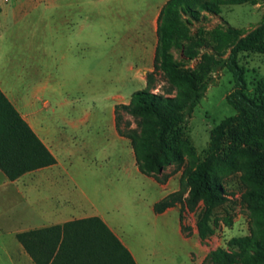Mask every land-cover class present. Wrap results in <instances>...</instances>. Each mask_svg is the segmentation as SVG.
Segmentation results:
<instances>
[{
    "label": "rangeland",
    "instance_id": "obj_1",
    "mask_svg": "<svg viewBox=\"0 0 264 264\" xmlns=\"http://www.w3.org/2000/svg\"><path fill=\"white\" fill-rule=\"evenodd\" d=\"M18 1L0 0V89L26 104L27 113L49 122L55 137L72 139L70 167L78 170V187L68 186L65 193L72 198L73 212L112 220L139 264H201L216 248L230 250V239L248 236L250 212L242 200L240 172L223 177L228 201L214 211L213 234L204 241L195 228L201 204L195 213H184V226L193 229L188 242L179 232L178 207L165 218L152 211L167 193L179 189L183 170L204 159L213 128L235 114L225 101L233 87L227 69L210 75L204 97L181 127L180 169L173 173L174 163L165 168L163 188L133 165L129 142L114 136V105L128 104L134 92L145 88L142 78L153 69L157 38L151 19L165 0H39L34 13L14 23L12 8ZM263 16L264 4L227 6L219 16L202 13L191 30L225 23L250 30ZM173 54L181 58L179 51ZM239 65L246 71L247 92L253 94L264 80V55L241 54ZM195 66L196 61L186 64ZM157 79L154 93L169 89L163 76ZM1 202L0 212L11 220L2 224L0 216V264H6L3 246H19L12 232L24 227L19 212L24 206L31 212L34 206L32 197L23 201L15 193L8 205Z\"/></svg>",
    "mask_w": 264,
    "mask_h": 264
},
{
    "label": "trees",
    "instance_id": "obj_2",
    "mask_svg": "<svg viewBox=\"0 0 264 264\" xmlns=\"http://www.w3.org/2000/svg\"><path fill=\"white\" fill-rule=\"evenodd\" d=\"M245 4L256 6L264 0H167L156 21L153 69L145 74V88L134 92L128 104L114 107L116 133L129 141L138 171L163 185L168 178L163 175L165 168L174 163L173 173L180 169L179 132L204 97L210 75L222 69L232 74L233 87L225 101L235 114L213 128L204 159L183 170L179 189L152 207L154 214L178 207L181 232L188 237L192 228L184 226V213H195L201 204L195 228L204 241L213 234L214 211L228 201L223 177L241 173L242 200L250 212L249 234L230 239V250L210 251L201 264H264V80L249 94L246 71L239 65L241 54L264 55V16L250 30L227 23L211 30H191L202 13L219 16L223 7ZM173 51H179L181 58L176 59ZM193 61L196 66L187 68ZM159 75L169 89L154 93ZM55 162L0 90L2 174L13 182ZM16 240L34 264H136L97 217L19 233Z\"/></svg>",
    "mask_w": 264,
    "mask_h": 264
},
{
    "label": "crops",
    "instance_id": "obj_3",
    "mask_svg": "<svg viewBox=\"0 0 264 264\" xmlns=\"http://www.w3.org/2000/svg\"><path fill=\"white\" fill-rule=\"evenodd\" d=\"M166 1L167 0H165L164 3L158 7L156 13L151 19V22L153 20L156 24L159 12ZM39 3V0H19L17 4L12 8L13 22L18 23L20 21L26 20L28 16H30L32 13H34V11L37 10ZM16 17L18 18L16 19ZM142 81L145 85L144 78H142ZM1 91L12 103L15 109L19 112L21 117L28 123L32 131L44 144V146L48 149V151L51 153V155L56 161L55 164L52 166H48L26 173L13 182L9 181L4 176V174V177L1 176L0 200L2 201V204L8 205L9 203H11L12 195L14 193L20 196L23 201H26L29 196L33 199L34 209L31 212L28 211V208L26 206H24L19 212V217L23 221L24 227H21V229H19L18 231L12 232V234L14 235V239L16 240V235L19 233L28 232L31 230L50 228L53 226H62L68 222L97 217L106 225V227L119 239L123 246L129 251L136 264H139L126 240L116 230V227L114 226L112 220L106 219L102 215L76 214L74 213L75 211L73 212L74 206L70 202L72 198L67 197L65 193L68 186H72L75 188L78 187L77 181L74 178V174H77L78 170L73 171L70 167L73 151L72 139L61 136L55 137L52 134L49 122L43 123L37 116L27 113L25 111L27 106L26 104H24L21 100H17L13 97H10L9 94L7 95V93L3 90ZM114 107L112 124L114 136H116L118 140L128 141L127 139L118 136V134L116 133L114 127ZM68 124L71 127L75 126V123L73 122H69ZM129 155L133 165L136 167V162L132 149L129 152ZM154 182L157 183L156 181ZM157 185L161 186L162 188L164 186L159 183H157ZM175 191L176 188L172 192ZM172 192H169L166 195ZM68 206L72 209V211L71 209L67 208ZM174 212H176L175 208H170L162 214L155 215L158 217L165 218L169 214ZM0 216L2 217V224H8L11 221L10 218H8L7 215L3 214L2 212H0ZM178 228L183 240L187 242L190 241V238L184 236L181 232L180 220H178ZM2 229L6 230V225H4ZM195 235L196 232H194L193 237H195ZM194 248L196 250V246H194ZM2 251L6 258V264H34L20 244L19 246H15L13 244L10 245L6 242L3 246Z\"/></svg>",
    "mask_w": 264,
    "mask_h": 264
},
{
    "label": "built area",
    "instance_id": "obj_4",
    "mask_svg": "<svg viewBox=\"0 0 264 264\" xmlns=\"http://www.w3.org/2000/svg\"><path fill=\"white\" fill-rule=\"evenodd\" d=\"M5 2H7L8 0H4Z\"/></svg>",
    "mask_w": 264,
    "mask_h": 264
}]
</instances>
